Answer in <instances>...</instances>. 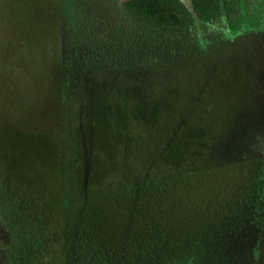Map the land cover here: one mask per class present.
Returning <instances> with one entry per match:
<instances>
[{
	"label": "rangeland",
	"instance_id": "374dc122",
	"mask_svg": "<svg viewBox=\"0 0 264 264\" xmlns=\"http://www.w3.org/2000/svg\"><path fill=\"white\" fill-rule=\"evenodd\" d=\"M122 1L0 0V191L14 161L35 177L39 194L66 190L86 200L70 207L69 226L91 235L96 251L81 247L83 257L70 264H166L216 211H231L221 199H245L257 180L252 164H264V0H232L240 8L218 30L249 36L201 62L159 64L147 74L62 72L119 47L130 28ZM180 142L188 160L180 165L171 155L176 170L218 164L163 182L145 176L150 162L166 174L161 155ZM75 166L103 182L70 185L84 176ZM146 180L160 183L115 193ZM10 248L0 206V264Z\"/></svg>",
	"mask_w": 264,
	"mask_h": 264
},
{
	"label": "trees",
	"instance_id": "16d2710c",
	"mask_svg": "<svg viewBox=\"0 0 264 264\" xmlns=\"http://www.w3.org/2000/svg\"><path fill=\"white\" fill-rule=\"evenodd\" d=\"M190 5L189 9L181 0H123L121 7L130 28L122 37L119 47L114 43L107 53H101L99 60L97 57L96 60L75 65L67 63L62 72L77 71L83 76L94 69L122 71L129 68L128 71L133 70L135 74H147L159 64L177 65V61L184 59H198L201 62L213 55L212 50L239 46L241 39L249 36V32L243 35L245 33L232 30V27L230 32L218 30L222 29L221 24H224L225 30L226 21L238 12L240 6L234 1L190 0ZM259 34L264 37V31ZM174 74L169 73L168 76ZM62 88H65L63 84ZM159 118L163 119L161 114H158L157 120ZM173 119H177L175 115ZM165 124L158 121L156 127L164 128ZM181 144L179 147L169 145L161 155L169 164L166 174L155 167L154 162H150L145 169V176L147 172L149 176H154L152 172L161 174L160 182H163L212 170L218 164L213 163L207 168L176 170L171 155L178 158L176 162L180 165L188 160L185 156L188 145ZM89 153L88 147H85L88 159ZM60 159H63L61 155ZM252 165L257 180L247 188L245 199L239 198L234 192L229 194L228 202L221 199L218 204L223 202L231 211H216L206 228L201 229L203 232L193 237L188 247L182 253L179 251L176 258L172 257L166 264H264V164L259 162ZM5 166L11 170L8 179L3 180L4 189L0 191L3 219L11 236L6 264H70V261L75 263L78 255H81V247L96 251V240L91 235L76 232L69 226L70 207L86 200L73 199L66 195V190L61 197L49 196L44 192L39 194L43 189L35 185V177L30 176L24 165L8 161ZM85 169V166H75V172L80 171L84 176L82 180L76 178L78 180L75 181L73 177L68 178L70 185L76 181L103 182L99 178L90 179L88 172L83 171ZM136 181L130 188L125 184L115 193L160 183L146 180L140 185ZM95 198L87 197L88 201Z\"/></svg>",
	"mask_w": 264,
	"mask_h": 264
},
{
	"label": "crops",
	"instance_id": "0c3cea01",
	"mask_svg": "<svg viewBox=\"0 0 264 264\" xmlns=\"http://www.w3.org/2000/svg\"><path fill=\"white\" fill-rule=\"evenodd\" d=\"M190 1V0H189Z\"/></svg>",
	"mask_w": 264,
	"mask_h": 264
}]
</instances>
